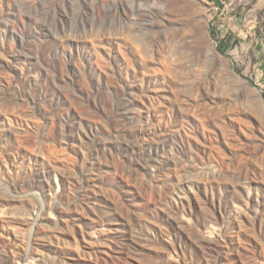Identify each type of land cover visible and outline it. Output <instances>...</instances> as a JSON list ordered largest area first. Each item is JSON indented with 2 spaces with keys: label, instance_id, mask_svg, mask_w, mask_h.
I'll return each mask as SVG.
<instances>
[{
  "label": "rangeland",
  "instance_id": "obj_1",
  "mask_svg": "<svg viewBox=\"0 0 264 264\" xmlns=\"http://www.w3.org/2000/svg\"><path fill=\"white\" fill-rule=\"evenodd\" d=\"M0 264H264V0H0Z\"/></svg>",
  "mask_w": 264,
  "mask_h": 264
}]
</instances>
